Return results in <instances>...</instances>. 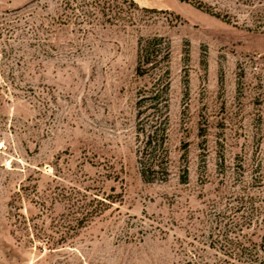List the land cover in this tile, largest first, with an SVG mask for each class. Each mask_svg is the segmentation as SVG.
<instances>
[{
	"label": "rangeland",
	"instance_id": "1",
	"mask_svg": "<svg viewBox=\"0 0 264 264\" xmlns=\"http://www.w3.org/2000/svg\"><path fill=\"white\" fill-rule=\"evenodd\" d=\"M133 1L88 23L0 0V264H264V0ZM151 36L168 107L145 181Z\"/></svg>",
	"mask_w": 264,
	"mask_h": 264
},
{
	"label": "trees",
	"instance_id": "2",
	"mask_svg": "<svg viewBox=\"0 0 264 264\" xmlns=\"http://www.w3.org/2000/svg\"><path fill=\"white\" fill-rule=\"evenodd\" d=\"M62 2L66 7L71 8L72 11H75V9H81L82 13L79 14V16L82 17V20H85L88 23H90L93 16H95L96 19V16H98L97 13L103 17L104 21L112 22L113 20L121 19L122 21L128 22L131 20L132 11L134 9H138V6L133 0H62ZM84 8L85 10H83ZM206 10H208L211 14L218 16L217 13H214L209 9ZM74 15L76 14L74 13ZM168 59L169 48L163 37L151 36L140 38L138 41L136 72L138 75L151 74L153 75L154 80L152 89H150L144 97H140L137 101L139 106L138 114L148 112V114H151L152 116V119L149 122L150 130L147 134L145 142L146 146L143 147L144 153H148L149 157L146 161L141 163L140 168L141 176L145 181L151 180L149 175L156 171L155 167L157 166L154 154L156 147H150V144L153 137L158 139V136L161 138L160 141L163 144L164 133L166 131L168 107V101L166 98L168 92V69L166 65L168 63ZM159 100L162 101L160 102ZM226 249L229 253L224 254L229 256L237 255V252H234V250H239V248L232 243L228 244ZM224 262L225 259H220L214 261L212 264H224ZM186 264L200 263L188 261ZM202 264L208 263L202 262Z\"/></svg>",
	"mask_w": 264,
	"mask_h": 264
}]
</instances>
